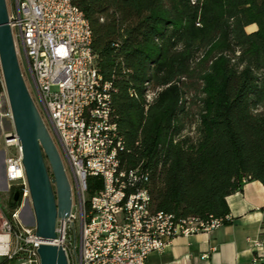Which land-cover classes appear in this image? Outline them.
I'll list each match as a JSON object with an SVG mask.
<instances>
[{"label":"trees","instance_id":"trees-1","mask_svg":"<svg viewBox=\"0 0 264 264\" xmlns=\"http://www.w3.org/2000/svg\"><path fill=\"white\" fill-rule=\"evenodd\" d=\"M72 2L112 86L120 167L148 172L153 211L223 218L245 183L264 187V0ZM20 200L12 188L11 211Z\"/></svg>","mask_w":264,"mask_h":264},{"label":"built area","instance_id":"built-area-1","mask_svg":"<svg viewBox=\"0 0 264 264\" xmlns=\"http://www.w3.org/2000/svg\"><path fill=\"white\" fill-rule=\"evenodd\" d=\"M7 13L16 55L21 46L35 97L27 84L28 92L71 172L70 212L56 219L51 242L62 248L67 264H146L150 253L162 252L173 238L208 234L229 220L228 215L177 218L155 212L145 187L148 172L120 167L123 141L111 104L112 86L98 73L89 24L72 0H10ZM0 87L6 96L1 68ZM155 95L148 92L146 102ZM11 135L13 129L3 134L9 150L4 175L8 188L21 189V200L9 216L1 217L5 242L0 261L40 264L37 249L42 242L35 227L19 218L29 193L21 149ZM89 177L102 182L92 195L87 191ZM253 245L259 246L256 241ZM262 262L253 258L254 264Z\"/></svg>","mask_w":264,"mask_h":264},{"label":"water","instance_id":"water-1","mask_svg":"<svg viewBox=\"0 0 264 264\" xmlns=\"http://www.w3.org/2000/svg\"><path fill=\"white\" fill-rule=\"evenodd\" d=\"M0 68L14 131L10 137L17 138L21 149L35 235L42 242L37 249L40 264H67L62 248L51 242L56 238V219L69 215L70 187L57 148L23 79L8 24L6 0H0ZM18 196L15 192L14 202Z\"/></svg>","mask_w":264,"mask_h":264},{"label":"crops","instance_id":"crops-1","mask_svg":"<svg viewBox=\"0 0 264 264\" xmlns=\"http://www.w3.org/2000/svg\"><path fill=\"white\" fill-rule=\"evenodd\" d=\"M256 25H249L247 28ZM0 167V196L12 191L5 180V156ZM229 220L220 228L188 238L175 237L162 252H152L146 264H254L264 261V187L257 181L245 183L240 192L226 198ZM256 241L259 246L254 247ZM205 256V257H202Z\"/></svg>","mask_w":264,"mask_h":264},{"label":"rangeland","instance_id":"rangeland-1","mask_svg":"<svg viewBox=\"0 0 264 264\" xmlns=\"http://www.w3.org/2000/svg\"><path fill=\"white\" fill-rule=\"evenodd\" d=\"M6 2H7V7L9 9L10 0H6ZM255 28H257V27L253 26V27L247 28L246 30H247V32H250L251 30H255ZM19 47H20L19 56H18L19 66H20V69L22 71L23 78H24L26 85L28 84V87L30 88L32 96L35 97L33 89L31 87V85L29 84L28 76L25 72V68H24V65L22 62L21 46H19ZM12 129H13V127H12L11 118L9 116V106H8L7 98H6L5 94L1 92L0 93V167H1L2 162H3L2 153L5 156L9 153V150H7L3 145V134L11 131ZM54 139H55V137H54ZM56 144H57V142H56ZM57 146H58V144H57ZM62 160H63L62 162H63V166H64V170L66 172V175H67L68 179H70L72 181L71 172H70L68 164H67L66 160L63 158V156H62ZM44 162H45V165L47 168L48 175L51 179L52 178L51 170H50L49 164H48L45 156H44ZM10 196H11V191L5 200H3L0 196V225L2 222L1 217L9 216V214L11 213V209L9 206ZM19 218H20L21 223L24 224L25 226H27V227L34 226V218L32 215V211L30 208L29 201L28 202L26 201L24 207L20 210ZM13 264H18V263L16 261H14Z\"/></svg>","mask_w":264,"mask_h":264},{"label":"bare ground","instance_id":"bare-ground-1","mask_svg":"<svg viewBox=\"0 0 264 264\" xmlns=\"http://www.w3.org/2000/svg\"><path fill=\"white\" fill-rule=\"evenodd\" d=\"M4 237L0 236V247L2 246V244L4 243Z\"/></svg>","mask_w":264,"mask_h":264}]
</instances>
